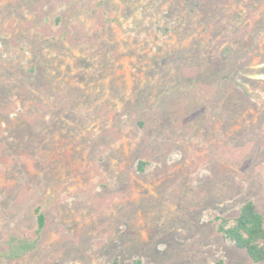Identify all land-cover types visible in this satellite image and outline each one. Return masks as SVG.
<instances>
[{
    "label": "rangeland",
    "instance_id": "rangeland-1",
    "mask_svg": "<svg viewBox=\"0 0 264 264\" xmlns=\"http://www.w3.org/2000/svg\"><path fill=\"white\" fill-rule=\"evenodd\" d=\"M248 201L264 0H0V264H256Z\"/></svg>",
    "mask_w": 264,
    "mask_h": 264
},
{
    "label": "trees",
    "instance_id": "trees-1",
    "mask_svg": "<svg viewBox=\"0 0 264 264\" xmlns=\"http://www.w3.org/2000/svg\"><path fill=\"white\" fill-rule=\"evenodd\" d=\"M35 215L38 232H41L45 226V216L40 209H36ZM217 220L219 232L245 250L254 263L264 261V220L254 202H246L240 215L232 222L225 218Z\"/></svg>",
    "mask_w": 264,
    "mask_h": 264
}]
</instances>
